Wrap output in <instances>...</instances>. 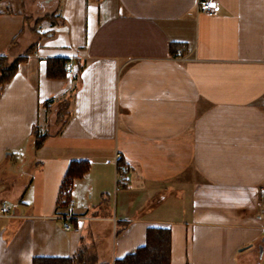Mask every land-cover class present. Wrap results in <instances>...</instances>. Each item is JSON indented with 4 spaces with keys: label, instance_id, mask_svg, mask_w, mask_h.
<instances>
[{
    "label": "crops",
    "instance_id": "crops-1",
    "mask_svg": "<svg viewBox=\"0 0 264 264\" xmlns=\"http://www.w3.org/2000/svg\"><path fill=\"white\" fill-rule=\"evenodd\" d=\"M214 6L0 0V55L23 56L0 85V264L80 246L113 264L150 226L170 264H264V0ZM57 57L71 73L48 75Z\"/></svg>",
    "mask_w": 264,
    "mask_h": 264
},
{
    "label": "trees",
    "instance_id": "trees-1",
    "mask_svg": "<svg viewBox=\"0 0 264 264\" xmlns=\"http://www.w3.org/2000/svg\"><path fill=\"white\" fill-rule=\"evenodd\" d=\"M32 48L33 46L27 52H30ZM22 59L23 56H19L12 61H8L5 55H0V85L11 78ZM47 62L48 75L61 76L66 72L64 68L65 58H49ZM32 134L34 146L37 148L41 144L44 135L39 133L37 129H32ZM87 169V161H74L69 164L59 189L62 203H68L73 179L83 175ZM170 252V231L164 227L150 226L146 230L145 243L134 249L133 252L114 260L113 264H170ZM95 258L96 254L88 247L80 246L71 256H36L32 258L31 264H94Z\"/></svg>",
    "mask_w": 264,
    "mask_h": 264
},
{
    "label": "built area",
    "instance_id": "built-area-1",
    "mask_svg": "<svg viewBox=\"0 0 264 264\" xmlns=\"http://www.w3.org/2000/svg\"><path fill=\"white\" fill-rule=\"evenodd\" d=\"M215 0H198L199 9L206 13L207 15H213L215 12V6H214ZM64 68L68 73H71L73 70V66L70 62L66 61L64 63ZM119 153L115 154V160L119 159ZM126 164L119 163L117 164L116 171H115V183L118 184L119 182L126 179ZM260 195L262 199L264 200V187H261L260 189ZM7 205L5 202L0 203V215L7 214ZM71 225L69 222L65 221L63 223L64 229H70Z\"/></svg>",
    "mask_w": 264,
    "mask_h": 264
},
{
    "label": "rangeland",
    "instance_id": "rangeland-1",
    "mask_svg": "<svg viewBox=\"0 0 264 264\" xmlns=\"http://www.w3.org/2000/svg\"><path fill=\"white\" fill-rule=\"evenodd\" d=\"M59 108H60V107H59ZM61 108H62V107H61ZM61 108L59 109V112H60V115H59V116H60V119H59V120H61V118L63 117V113H64V110H65V109H61ZM53 117H54V116L52 115V118H53ZM263 187H264V186H263ZM260 189H261V188H260ZM9 203H10V206L14 204L13 201H9Z\"/></svg>",
    "mask_w": 264,
    "mask_h": 264
}]
</instances>
